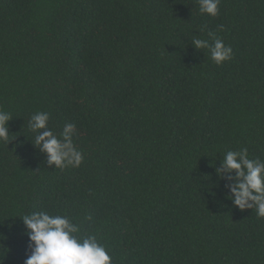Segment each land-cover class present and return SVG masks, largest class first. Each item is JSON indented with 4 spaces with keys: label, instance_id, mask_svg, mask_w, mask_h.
I'll return each mask as SVG.
<instances>
[{
    "label": "trees",
    "instance_id": "16d2710c",
    "mask_svg": "<svg viewBox=\"0 0 264 264\" xmlns=\"http://www.w3.org/2000/svg\"><path fill=\"white\" fill-rule=\"evenodd\" d=\"M218 8L0 0V110L13 138L0 141V264H24L19 216L41 211L95 235L112 264H264V217L235 207L215 173L229 150L264 162V0ZM209 31L230 60L191 44ZM37 112L57 136L75 124L78 167L46 164L29 127Z\"/></svg>",
    "mask_w": 264,
    "mask_h": 264
},
{
    "label": "clouds",
    "instance_id": "9594fccd",
    "mask_svg": "<svg viewBox=\"0 0 264 264\" xmlns=\"http://www.w3.org/2000/svg\"><path fill=\"white\" fill-rule=\"evenodd\" d=\"M220 0H198L200 13L215 17L219 13ZM223 29V25L219 26ZM209 39L193 38L195 49H208L210 59L217 65L232 58L233 50L225 45L216 32H208ZM211 41V42H209ZM48 112H37L31 116L29 127L35 133L34 143L46 156V164L64 169L78 167L82 153L73 143L76 126L67 123L57 136L48 127ZM12 116L0 110V141L9 143L8 122ZM43 129V131H41ZM217 177L225 181L228 189L225 197L240 210L255 209L257 217H264V162L249 159L247 149L227 151L215 168ZM25 235L28 238L29 254L24 264H112L105 246L98 242L95 235L80 236V225L67 216L49 215L46 212H33L23 215ZM91 220V217H87Z\"/></svg>",
    "mask_w": 264,
    "mask_h": 264
}]
</instances>
